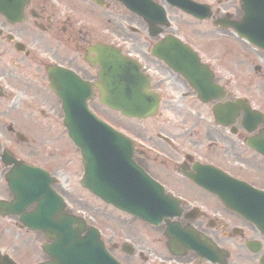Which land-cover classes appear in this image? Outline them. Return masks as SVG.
Segmentation results:
<instances>
[{
    "label": "flooded vegetation",
    "instance_id": "af4514ba",
    "mask_svg": "<svg viewBox=\"0 0 264 264\" xmlns=\"http://www.w3.org/2000/svg\"><path fill=\"white\" fill-rule=\"evenodd\" d=\"M150 1L161 5L170 21L154 36L149 23L122 0H0V6L6 5V11H0V204L13 199L5 181L12 154V159L43 168L56 178L51 186L64 199L65 212L84 224L79 237L91 236L89 259L72 258L45 233L30 230L2 207L0 264H264V229L214 193L231 191L236 196L241 190L225 187V177L264 191V40L248 41L234 25L246 12L250 26L260 29L264 0H193L206 8L189 6L188 11L167 0ZM175 14L184 32L182 42L197 57L196 64L188 66L197 72L192 80L152 54L163 38L178 35ZM105 15L112 16L107 26L99 22ZM201 25L205 31L196 28ZM100 44L134 58L146 76V92L158 98L155 116L124 117L133 125L124 124L121 131L133 140L135 162L176 202L177 208L159 225L90 193L95 202L77 198L57 179L55 161L47 159L45 166V155L35 159L28 151L36 139L35 115L62 124V100L51 90L50 67L69 70L90 84L88 108L112 122L106 113L111 109L100 102L108 91L94 64L98 55L93 48ZM63 86L67 91L68 84ZM50 112L57 115L48 116ZM12 113L13 120L5 123ZM158 116V123H144ZM168 122L174 133L161 129ZM1 128L16 147L8 145Z\"/></svg>",
    "mask_w": 264,
    "mask_h": 264
},
{
    "label": "water",
    "instance_id": "95a60500",
    "mask_svg": "<svg viewBox=\"0 0 264 264\" xmlns=\"http://www.w3.org/2000/svg\"><path fill=\"white\" fill-rule=\"evenodd\" d=\"M99 58L100 79L108 91L107 97L101 96L102 102L129 116L150 114L151 111L140 112L138 108L142 104L139 100L144 94L143 90L140 91V74L133 61L112 48L107 49L105 55H99ZM100 90L103 91L102 88ZM72 98L77 99L79 109L72 113L66 111L64 123L69 136L81 149L85 170L83 185L107 201L141 217L147 216L142 204H150L155 200V190L153 185L149 186L150 198L145 197V185L150 181L132 162L130 142L85 109L83 93L78 92ZM247 195L251 205L234 209L264 229V193L251 189ZM151 211L161 215L163 208L153 206ZM37 227H41L46 233L55 231L53 224L46 223ZM68 231L71 230L65 232Z\"/></svg>",
    "mask_w": 264,
    "mask_h": 264
},
{
    "label": "rangeland",
    "instance_id": "374dc122",
    "mask_svg": "<svg viewBox=\"0 0 264 264\" xmlns=\"http://www.w3.org/2000/svg\"><path fill=\"white\" fill-rule=\"evenodd\" d=\"M173 14V13H171ZM112 17V16H111ZM110 18L105 16H101V21H99L100 23H102V25H108V23H110ZM172 20L174 21V23L176 22L177 24L180 20L179 15H174L172 17ZM106 21V22H105ZM173 23L171 22V25ZM111 25V24H109ZM180 29L178 30L177 34L181 37H184V32L182 29L181 24L179 25ZM105 27V26H104ZM198 30L205 31L206 27L204 25H201L199 27H196ZM192 32H194V35H201L199 32H197V30H192ZM132 40L135 42V38L132 35ZM139 37V36H137ZM138 40H142V38L140 37ZM143 46H145V43H143ZM141 46V47H143ZM135 47V45H134ZM70 51V50H68ZM72 55V54H71ZM72 58V56H68V58ZM79 60V59H78ZM17 83H15V87L19 88L16 86ZM20 86V85H18ZM37 104V103H36ZM38 105V104H37ZM36 113V112H35ZM107 116L110 118V120L112 121L113 124H115L117 126V128H122L124 124L127 123V125H133L132 121L129 122H125L123 121L122 118H120L116 113L114 112H106ZM48 116H55L57 115L54 112H50L47 113ZM1 115V113H0ZM8 115V114H6ZM167 114L164 112V116H166ZM13 113L10 115L9 118L4 119L5 123H9L10 120H13ZM169 118V117H167ZM155 121H151V119L145 121L144 123L146 124H150V123H158V120H161V116H158L157 118H155ZM35 123H36V135H32L34 136L35 139V143H31L30 146L28 147V151L30 153H33L35 156V159H41L42 157H44L45 155V161H41L44 163L45 166H47V159H51L53 161L56 162L58 168H57V179H59V182L61 184H65L64 186L66 188H68L70 190V193H74L76 194V197L80 198L83 201H93L95 202L96 199L93 198L92 196H90V194L88 192H86L85 190H83L80 187L79 184V180L81 178L82 175V166H81V162H80V155L78 150L71 144V142L68 140V138L66 137V133L65 130L63 129V127H61L60 123L59 124H53L48 118H46V116H41L39 114V116L37 117L35 115ZM143 123V124H144ZM15 126L21 130L22 127L19 126L18 124H15ZM164 129V132H171L174 133L175 132V127H173V125L168 122V123H163L162 125ZM2 129V128H1ZM3 130V137L8 140V145H15L13 138L11 135L6 134V130L5 128L2 129ZM155 130H158L157 128ZM26 132V131H25ZM144 132L146 134L148 133L147 129H144ZM27 133V132H26ZM29 134V133H27ZM37 139L39 140V143L37 142ZM20 147L17 146V152H20ZM23 152V151H22ZM43 155V156H41ZM52 161V162H53Z\"/></svg>",
    "mask_w": 264,
    "mask_h": 264
}]
</instances>
